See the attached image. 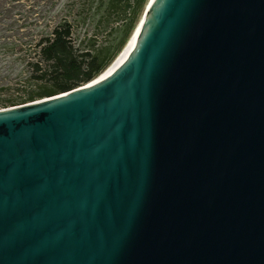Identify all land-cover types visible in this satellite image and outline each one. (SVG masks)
I'll list each match as a JSON object with an SVG mask.
<instances>
[{
  "label": "water",
  "instance_id": "1",
  "mask_svg": "<svg viewBox=\"0 0 264 264\" xmlns=\"http://www.w3.org/2000/svg\"><path fill=\"white\" fill-rule=\"evenodd\" d=\"M107 77L0 109V264H264V0H150Z\"/></svg>",
  "mask_w": 264,
  "mask_h": 264
},
{
  "label": "trees",
  "instance_id": "2",
  "mask_svg": "<svg viewBox=\"0 0 264 264\" xmlns=\"http://www.w3.org/2000/svg\"><path fill=\"white\" fill-rule=\"evenodd\" d=\"M25 2L0 0V61H6V67L0 66V109L94 80L121 51L148 0H34L28 12H21L17 8ZM24 12L30 17H23ZM4 19L10 22L5 30L18 38H3ZM94 22L100 37L83 32Z\"/></svg>",
  "mask_w": 264,
  "mask_h": 264
},
{
  "label": "rangeland",
  "instance_id": "3",
  "mask_svg": "<svg viewBox=\"0 0 264 264\" xmlns=\"http://www.w3.org/2000/svg\"><path fill=\"white\" fill-rule=\"evenodd\" d=\"M37 1H40V0H37ZM47 0H43V3H45ZM34 4V0H27V2H25L23 5H21V6H19L17 9L18 10H20L21 12H23L24 10L26 11V12H28L29 11V7L31 6V5H33ZM36 11H38V10H36ZM40 11V10H39ZM26 16H29V14H26L25 12L23 13V17H26ZM20 17V16H19ZM30 17V16H29ZM25 19V18H24ZM30 20V18H28L27 20H25L27 23H28V21ZM9 20L8 19H4L3 21H2V27H3V31L1 32V35L3 36V38L7 41V40H11L12 38H18L20 35H17L15 32H13V31H6L5 29H7V27H8V25H9ZM101 28H99L98 26H97V24H96V22H94V23H92V24H90V23H88V26H85L84 27V30H83V32L84 31H87V35L88 36H90V35H92V34H95V35H97V36H99L100 37V35H101V30H100ZM24 33H28L27 31H25ZM24 33H21V34H24ZM25 35V34H24ZM23 36V35H22ZM22 39H24V40H27V39H29V38H24V36H23V38ZM6 61H4V60H2L1 59V61H0V66H5L6 67V65L4 64Z\"/></svg>",
  "mask_w": 264,
  "mask_h": 264
},
{
  "label": "bare ground",
  "instance_id": "4",
  "mask_svg": "<svg viewBox=\"0 0 264 264\" xmlns=\"http://www.w3.org/2000/svg\"><path fill=\"white\" fill-rule=\"evenodd\" d=\"M149 2L150 0H148L138 24L136 25L134 31L132 32L131 36L129 37V39L127 40V42L125 43L121 51L117 54V56L113 59V61L108 65V67L98 77L95 78V80H100V79L107 77L110 73L115 71L119 67V65L122 63V61L125 59L126 55L128 54L132 44L134 43L139 33V29H140L141 22H142L141 20L144 16V12Z\"/></svg>",
  "mask_w": 264,
  "mask_h": 264
}]
</instances>
